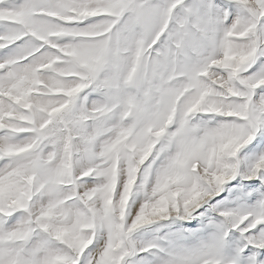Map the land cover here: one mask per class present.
Masks as SVG:
<instances>
[{"label": "snow or ice", "instance_id": "obj_1", "mask_svg": "<svg viewBox=\"0 0 264 264\" xmlns=\"http://www.w3.org/2000/svg\"><path fill=\"white\" fill-rule=\"evenodd\" d=\"M0 264H264V0H0Z\"/></svg>", "mask_w": 264, "mask_h": 264}]
</instances>
